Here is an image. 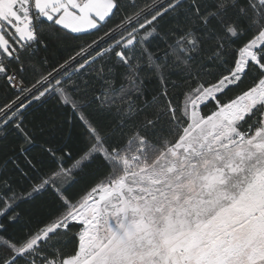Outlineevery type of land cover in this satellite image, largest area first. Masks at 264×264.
<instances>
[{"label":"trees","instance_id":"trees-1","mask_svg":"<svg viewBox=\"0 0 264 264\" xmlns=\"http://www.w3.org/2000/svg\"><path fill=\"white\" fill-rule=\"evenodd\" d=\"M112 2L88 31L39 12L25 40L4 26L0 264L75 258L85 224L72 213L126 171L133 149L153 165L129 172L139 203L159 223L173 207L187 229L264 167V105L236 126L223 112L264 80V0ZM188 182L198 192L190 200Z\"/></svg>","mask_w":264,"mask_h":264},{"label":"rangeland","instance_id":"rangeland-1","mask_svg":"<svg viewBox=\"0 0 264 264\" xmlns=\"http://www.w3.org/2000/svg\"><path fill=\"white\" fill-rule=\"evenodd\" d=\"M96 23L74 31L92 30ZM249 53L250 51L245 52L246 55ZM193 103L191 99L189 107ZM258 104L264 105V80L225 108L224 117L236 126ZM197 129L198 126L193 131ZM193 131L187 132L185 137L190 136ZM260 133L261 131L250 138L249 143H254ZM241 141L243 142V138ZM142 152L143 150L133 149L125 155L122 165L126 171L91 193L81 206L74 210L72 215L84 222L85 227L78 256L68 260L66 264H92L95 259L105 256L107 257L101 264H112L114 255H119L116 254L118 251L114 252L112 249L117 247L114 246L115 241L124 231L129 216L133 215V220L138 217V221L140 216H143L144 209L128 184V179L132 177L129 172L137 169L143 171L153 166L143 158ZM127 193L130 195L128 198ZM249 196H246V202L241 201V205L237 203L229 209L225 208L211 222L202 225L197 232L198 240L193 241V234L188 233L173 243L169 242L166 246L164 244L162 247L165 252L159 250V258L164 259L166 253L175 264H264V189L263 194L260 193V200L257 197L251 199ZM256 239L259 241H255ZM97 249L100 250L99 253L88 259ZM133 262L131 264H135L134 260Z\"/></svg>","mask_w":264,"mask_h":264},{"label":"crops","instance_id":"crops-1","mask_svg":"<svg viewBox=\"0 0 264 264\" xmlns=\"http://www.w3.org/2000/svg\"><path fill=\"white\" fill-rule=\"evenodd\" d=\"M20 1L21 0H0V49H7L8 47V40L3 31L6 24H9V28H11V25L13 24L19 28L18 36L20 39L25 40L33 35L30 17H27L26 21H24L23 13L17 8ZM112 8V0H87L84 4H80L78 0H36V9L41 15L48 18H55L62 26L71 30H79L84 27L92 26L98 20L105 18L111 12ZM194 169L195 164H191L188 167L190 172L194 171ZM196 172L198 174V170ZM213 178L215 179L214 175H210L207 176L206 179L212 181ZM195 187L194 182H188L184 185V188H187L189 191L192 190L191 195L188 197L189 200L192 196H198ZM263 189L264 167L256 171L255 175L249 180V183L235 199L222 209L218 210L212 217L204 221L195 229L185 228L186 222L185 220L183 221L182 218L176 220L173 207L168 208L165 214L161 217V222L159 223V220L152 217V212H156V209H154V207L142 206L145 210L142 209L143 216H140L138 221V217L133 220V215H130L124 231L115 241L114 246L116 245L117 247L115 248L113 246L114 249H112V251H118L116 254L119 255H114L115 257L111 259L114 261L111 263L131 264L134 263V260L135 264H141V262L142 264H151L152 262V264H175V262L170 259L171 256L166 253H164V259L159 258V250H162V252L164 251V248L162 247L164 244L166 246L169 242L173 243L179 239V237L188 235V233L193 234L191 235L193 241L198 240L197 232L202 225L211 222V220L218 216L222 210H225V208L229 209L237 203L238 205H241V201L246 202L245 198L247 195H250L249 197L251 199L257 197V199L260 200V193L262 192L263 194ZM136 198H138L137 195ZM164 207L165 206H163V208ZM135 225L137 227H134ZM255 241L259 240L256 239ZM126 244H128V247H126ZM254 244L257 245L256 243ZM99 251L100 250L98 249L94 251L88 259L94 258ZM106 257L107 256L101 259L99 257L95 259L92 264H101V261L106 259ZM153 258L155 259L154 261ZM175 258L178 259L176 256Z\"/></svg>","mask_w":264,"mask_h":264},{"label":"built area","instance_id":"built-area-1","mask_svg":"<svg viewBox=\"0 0 264 264\" xmlns=\"http://www.w3.org/2000/svg\"><path fill=\"white\" fill-rule=\"evenodd\" d=\"M80 4H84L87 2V0H78ZM18 10H20L23 13V20L26 21L27 17H30L31 19V29L34 30V24L33 21L39 17L38 11L36 9V0H21L17 5ZM12 30H14L16 33H18L19 28L13 24L11 25ZM8 80L10 84L17 90H21L24 88V85L20 78L12 73L9 75Z\"/></svg>","mask_w":264,"mask_h":264}]
</instances>
